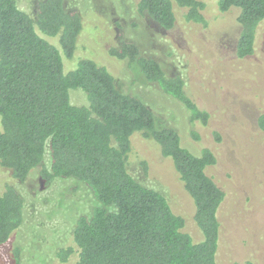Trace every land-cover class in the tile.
Returning <instances> with one entry per match:
<instances>
[{
  "label": "trees",
  "instance_id": "16d2710c",
  "mask_svg": "<svg viewBox=\"0 0 264 264\" xmlns=\"http://www.w3.org/2000/svg\"><path fill=\"white\" fill-rule=\"evenodd\" d=\"M206 1L138 0L137 11L170 31L176 26V9L187 22L204 24ZM216 3L220 13L238 12L235 55L251 56L264 24V0ZM82 31L81 16L67 11L64 0L39 1L34 17L17 0H0V168L20 182L40 168L45 186L54 179H73L90 190L95 205L89 215L77 218L71 243L57 250L61 264L71 259L73 264H217V213L225 192L206 172L216 156L209 148L196 156L182 147L176 130L162 127L143 101L121 92L112 73L92 58H77L74 68L65 71L63 57L74 59ZM108 53L134 65L146 82L179 102L192 123L208 125L210 114L187 96L183 79L167 75L135 43L121 39ZM73 90L84 93L85 105L71 102ZM258 126L264 132V115ZM136 135L172 162L193 205L199 242L184 230L186 219L162 193L130 175ZM214 135L219 142V134ZM194 138L199 140L196 133ZM46 150L48 166L43 164ZM140 164L147 172L145 161ZM23 212L24 199L13 186L3 185L0 246L20 228ZM12 255V264H21L20 249Z\"/></svg>",
  "mask_w": 264,
  "mask_h": 264
},
{
  "label": "rangeland",
  "instance_id": "374dc122",
  "mask_svg": "<svg viewBox=\"0 0 264 264\" xmlns=\"http://www.w3.org/2000/svg\"><path fill=\"white\" fill-rule=\"evenodd\" d=\"M39 1L17 0L19 8L32 17ZM137 2L64 0L65 9L76 11L83 21L74 59L63 57L65 71L74 68L77 58H92L112 73L121 92L143 101L162 127L176 130L182 147L196 156L209 148L217 161L206 172L225 192L217 213L221 229L216 262L264 264V132L258 126L264 115V24L258 29L254 53L241 59L235 55L236 10L220 13L217 0H207L205 22L200 24L187 22L176 9V26L166 31L138 13ZM121 39L135 43L167 75L183 79L187 96L210 114L206 127L192 123L186 109L157 84L146 82L134 65L109 56V49L117 47ZM50 41L57 45L56 39ZM71 102L85 105L84 93L73 90ZM214 132L219 134V142ZM149 142L138 135L132 138L128 171L141 184L162 193L172 210L186 219L184 230L199 242L191 200L178 182L172 162ZM43 164L49 165L47 150ZM39 171L32 170L20 182L0 168V189L8 183L24 199L23 223L0 246V264H12L15 248L20 249L21 264H61L55 257L57 250L71 243L77 218L89 215L95 205L84 184L54 179L45 186Z\"/></svg>",
  "mask_w": 264,
  "mask_h": 264
}]
</instances>
